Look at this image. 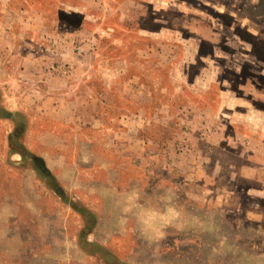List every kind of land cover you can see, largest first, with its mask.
Masks as SVG:
<instances>
[{
    "label": "rangeland",
    "instance_id": "374dc122",
    "mask_svg": "<svg viewBox=\"0 0 264 264\" xmlns=\"http://www.w3.org/2000/svg\"><path fill=\"white\" fill-rule=\"evenodd\" d=\"M108 254L264 264V0H0V264Z\"/></svg>",
    "mask_w": 264,
    "mask_h": 264
},
{
    "label": "water",
    "instance_id": "95a60500",
    "mask_svg": "<svg viewBox=\"0 0 264 264\" xmlns=\"http://www.w3.org/2000/svg\"><path fill=\"white\" fill-rule=\"evenodd\" d=\"M2 113H4V112H2ZM4 116H5V114H4ZM12 116H13V114L10 113V112H8V113H6V116H5V117H6V118H11ZM17 131H19V130H16V131H15V134L18 133ZM14 136H15V135H14ZM12 148H14V147H13V145L11 144V149H12ZM18 152H19L20 154H22V155H25V154H26L25 151H22V150H20V149H18ZM29 156H30V158L35 162L37 168H38L43 174H45V175L48 176V177L51 176L49 170H48L47 167H46L45 162H44L41 158H38V157H35V156H32V155H29ZM57 192H58L59 194H63L62 191H61L60 189H58ZM106 261H107L109 264H116V262H117L116 258H115L114 256L110 255V254H108V255L106 256Z\"/></svg>",
    "mask_w": 264,
    "mask_h": 264
},
{
    "label": "clouds",
    "instance_id": "9594fccd",
    "mask_svg": "<svg viewBox=\"0 0 264 264\" xmlns=\"http://www.w3.org/2000/svg\"><path fill=\"white\" fill-rule=\"evenodd\" d=\"M180 216V212L177 211L176 209L169 207L167 208L166 212L164 214H159V213H152L147 220H145V223L149 226H153V221L157 219V217L163 221V224L165 226H169L172 224L173 221L178 219ZM162 235V233H161Z\"/></svg>",
    "mask_w": 264,
    "mask_h": 264
},
{
    "label": "crops",
    "instance_id": "0c3cea01",
    "mask_svg": "<svg viewBox=\"0 0 264 264\" xmlns=\"http://www.w3.org/2000/svg\"><path fill=\"white\" fill-rule=\"evenodd\" d=\"M82 35H83V36H86V35H87V33H84V34H83V32H82ZM6 53L8 54V53H9V51H8V52H6ZM59 59L61 60V57H60V56H59V57H57V58H55V59H54V61L58 62V60H59ZM40 62H42V60H40ZM130 83H133V82H132V81H130ZM46 98H47V97H46ZM48 98H57V97L53 96V97H48Z\"/></svg>",
    "mask_w": 264,
    "mask_h": 264
}]
</instances>
